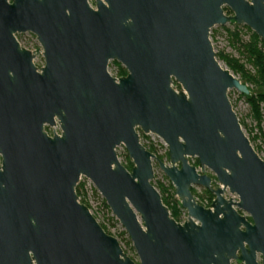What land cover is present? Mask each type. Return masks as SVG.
<instances>
[{"label": "water", "instance_id": "95a60500", "mask_svg": "<svg viewBox=\"0 0 264 264\" xmlns=\"http://www.w3.org/2000/svg\"><path fill=\"white\" fill-rule=\"evenodd\" d=\"M230 22L264 42V0H0V264H259L256 250L264 264V159L227 94L249 89L210 34ZM25 32L36 50L20 46ZM137 128L167 146L156 160L185 220L162 202ZM81 176L138 262L79 201ZM192 186L213 192L208 207Z\"/></svg>", "mask_w": 264, "mask_h": 264}, {"label": "rangeland", "instance_id": "374dc122", "mask_svg": "<svg viewBox=\"0 0 264 264\" xmlns=\"http://www.w3.org/2000/svg\"><path fill=\"white\" fill-rule=\"evenodd\" d=\"M237 31L239 34L240 42H247L250 39V34L253 32L250 28L243 24H235V23H227L224 26L216 25L211 28L210 34L212 37L213 45L215 48L216 57L220 54L230 55L234 58H237L241 63L244 64L247 70L253 72V67L250 62L246 59L244 53H240L239 50L236 49L240 42H236L231 37V32ZM16 36L24 42L28 47L32 49H36L39 47V44L36 41V38L30 32L16 34ZM219 58V57H218ZM220 65H226V63L220 59ZM34 62L37 66H41L43 64V58L41 55L35 57ZM121 66V65H120ZM108 69L111 73H115L117 71V66L114 62L109 61ZM234 75V74H233ZM240 78L239 75H235ZM251 88V86H250ZM256 91L255 89H253ZM252 90V92H254ZM230 101L233 105V108L236 112V115L239 119V122L242 126L243 131L252 142L258 153L264 159V103L259 104V118L256 119L251 106L246 96L235 89H230L227 92ZM137 131L141 137L140 142L146 145L147 147L151 145L155 150L154 154L156 156H165L167 152V146L163 143V141L158 138L154 134H143L138 128ZM116 154L123 165H127L128 162H131L127 151L124 145L120 144L115 148ZM194 158H189L188 161L192 163ZM163 160L168 162L167 158ZM132 163V162H131ZM153 169V179L152 182L155 185L156 182L164 180L162 179V171L158 167L156 158L152 159ZM207 170V169H206ZM210 172V171H208ZM211 174V173H210ZM79 182L84 185V196L87 204L89 205V209L92 215L96 218V220L101 223L104 227H106L109 231L118 236L119 241L123 250H126L129 257L138 262V256L132 246V242L130 241L127 233L125 232L123 226L120 222L112 215L109 207L105 203L103 204L104 199L98 193V191L94 188L91 181L84 176H81ZM218 186V185H217ZM216 187V186H213ZM197 192L200 193L201 188H196ZM173 199L177 203L178 207H180L179 199L174 196ZM180 209H182L180 207ZM186 219V213L183 211L180 212V220Z\"/></svg>", "mask_w": 264, "mask_h": 264}, {"label": "trees", "instance_id": "16d2710c", "mask_svg": "<svg viewBox=\"0 0 264 264\" xmlns=\"http://www.w3.org/2000/svg\"><path fill=\"white\" fill-rule=\"evenodd\" d=\"M223 9L226 14L231 13L227 7H224ZM231 37L236 42H240L239 34L237 31L231 32ZM236 49L239 50L240 53L245 54L246 59L250 62V64L253 67V72L247 70L243 63H241L237 58H234L230 55L220 54L217 57L222 59L226 63L227 68L234 75H239L240 80L247 85L249 89V94L245 95L246 96L245 98L249 102L255 118L258 119L259 104L264 103V42L254 32H251L249 41L240 42V44L238 45V47H236ZM113 62L117 66L116 75L117 76L125 75L126 74L125 68L120 66L118 62L116 61ZM174 86L179 87L177 83H174ZM253 89H255L256 91H254ZM252 90L254 92H252ZM147 150H149L154 154L155 149L151 145L147 147ZM155 157L156 159H160V160L164 158L168 159V151L165 153V156L155 155ZM191 164L197 166L198 165L197 159L194 158ZM132 166L133 164L131 162H128V164L125 165V167L128 170H131ZM211 177L214 179L213 175H211ZM162 179L164 180L163 182L158 181L155 183L154 186L158 190L162 202L169 209L170 216L174 220L180 221V212L182 211V209H180L181 206L178 207L177 203L173 199V197L175 196L174 188L164 174L162 175ZM75 191L79 198V201L87 205V207L89 208V205L87 204L84 196V185L81 182H78ZM191 192L194 196H202L200 202L202 205L208 206L210 204L213 195L207 189H205L204 193L200 195L199 194L196 195L194 191ZM103 204L105 205L104 201ZM100 225L106 231L105 227L102 224Z\"/></svg>", "mask_w": 264, "mask_h": 264}, {"label": "flooded vegetation", "instance_id": "af4514ba", "mask_svg": "<svg viewBox=\"0 0 264 264\" xmlns=\"http://www.w3.org/2000/svg\"><path fill=\"white\" fill-rule=\"evenodd\" d=\"M9 2H10V0H9ZM88 4H89V6L91 7V8H95V0H88ZM26 33V32H25ZM17 34H22V33H17ZM32 34V33H31ZM15 37H16V34H15ZM16 39H17V37H16ZM17 41H18V39H17ZM37 41V40H36ZM19 42V44H20V46L21 47H23V48H26V46H22L21 45V43H20V41H18ZM38 43V42H37ZM26 49H28V48H26ZM37 49V48H36ZM35 49V50H36ZM28 50H31V49H28ZM31 51H34V49L33 50H31ZM111 62H113L114 60H110ZM109 64V63H108ZM38 67H40V66H38ZM109 72V71H108ZM116 73V72H115ZM117 76V75H116ZM123 76V75H122ZM118 77H120V76H117V78ZM209 170H205V173L206 174H208L209 176H211L212 174H210V172H208ZM212 178V177H211ZM217 182H216V180H215V178L213 179L212 178V181H211V187L212 188H216L217 187ZM213 186H216V187H213ZM196 188H201V191H200V193L199 192H197V190H196ZM206 188H203V187H199V186H192L191 187V191H194L195 193H196V195L197 194H202V193H204V190H205ZM213 196H212V200L215 198V196H214V194H213V192L211 191V190H209V189H207ZM194 198H195V200L199 203V204H201L200 202H201V198H202V196H194ZM225 198H232V199H234L235 198V196H225ZM211 200V201H212ZM211 203V202H210ZM202 205V204H201ZM210 205V204H209ZM208 205V206H209ZM204 206V205H203ZM208 206H205V207H208ZM183 211L186 213V211L183 209ZM240 212V211H239ZM241 213V212H240ZM246 219H247V221H249L250 223H252V217L250 216V215H246ZM240 254V251H239V249L237 250V252H236V256H238ZM255 261L257 262V263H259V264H261L262 262H263V253L261 252V251H258V250H256L255 251ZM230 263L231 264H245V262L243 261V260H239V259H237V258H233V259H231L230 260Z\"/></svg>", "mask_w": 264, "mask_h": 264}, {"label": "built area", "instance_id": "2783aa9c", "mask_svg": "<svg viewBox=\"0 0 264 264\" xmlns=\"http://www.w3.org/2000/svg\"><path fill=\"white\" fill-rule=\"evenodd\" d=\"M112 74L114 75V77H117V76H116V73H112Z\"/></svg>", "mask_w": 264, "mask_h": 264}]
</instances>
